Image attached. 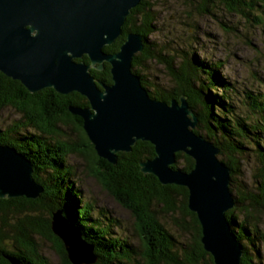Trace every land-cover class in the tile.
<instances>
[{
	"label": "trees",
	"instance_id": "16d2710c",
	"mask_svg": "<svg viewBox=\"0 0 264 264\" xmlns=\"http://www.w3.org/2000/svg\"><path fill=\"white\" fill-rule=\"evenodd\" d=\"M159 1L141 0L127 16L121 36L103 50L106 53L117 52L128 33L142 36L143 50L133 56L132 72L139 77L150 98L169 103L185 97L197 118L195 133H202L205 139L215 143L221 161L230 168L229 188L231 193L234 192L235 207L225 216L242 248L240 264H263L258 247L259 244L264 245V233L259 228L257 214L264 215V96L256 104L252 103L251 113L256 119L239 124L229 104L228 86L225 87L205 63L197 64L182 55L154 53L148 37L155 32L153 7ZM262 1L197 0L203 9L209 4H218L228 14H241L245 20L255 24L264 18ZM76 61L89 64L86 56ZM147 62L163 65L170 77L168 86L161 90H148L150 84L145 74L140 72ZM212 67L218 68L216 64ZM90 73L99 83H111L109 65L106 63L103 70L90 69ZM219 85V96L206 93L209 89L219 88ZM88 105V101L75 92L62 95L47 88L29 93L19 82L0 73V112L12 108L21 115L19 121L0 131V144L13 147L24 155L32 163L35 175L37 171L47 175L41 182L35 177L44 186L37 199H0V264H49L41 252L38 239L50 244L61 264H70L60 240L50 229L51 213L58 209L67 211L83 239L94 246L97 256L95 264H212L211 256L200 243L197 218L187 209V190L174 185L163 186L154 176L140 172L139 163L154 157L153 146L137 141L130 152L116 154L115 164L101 159L83 129L81 118L69 112V107L84 109ZM64 127L73 129V141L61 140V128ZM29 129L35 134L28 133ZM242 143H246L248 148ZM246 149L252 153L258 166L253 173L250 190L242 189L240 183L235 185L234 177L235 174L239 175L237 169L241 167ZM66 154L84 158L90 174L121 208L131 214L140 241L139 248L126 245L118 237L111 238L108 228H100L91 220V205L82 203L76 206L78 200L71 190L62 188L61 181L68 173L62 171V157ZM192 167V159L181 153L176 155L174 169L188 172ZM177 200L182 205L180 209ZM154 205L160 206L166 214L179 210L182 216L189 217L192 226L189 243L177 246L178 242L154 212ZM241 242L246 244L242 245Z\"/></svg>",
	"mask_w": 264,
	"mask_h": 264
},
{
	"label": "water",
	"instance_id": "95a60500",
	"mask_svg": "<svg viewBox=\"0 0 264 264\" xmlns=\"http://www.w3.org/2000/svg\"><path fill=\"white\" fill-rule=\"evenodd\" d=\"M141 0H0V73L29 93L53 89L78 93L89 108L69 107L81 118L98 157L116 163L118 152L148 142L154 157L139 164L143 174L163 185L187 190L188 210L195 214L200 243L212 264H240L242 248L226 212L235 207L230 169L219 150L196 134L197 118L185 97L169 103L150 98L131 70L143 50L142 36L128 33L117 53H106ZM86 56L89 64L76 60ZM109 65L111 83L94 80L90 69ZM101 86L102 89L98 88ZM193 160L189 172L174 169L176 155ZM33 165L10 146L0 145V199L35 200L43 187L32 179ZM50 229L60 240L70 264H95L93 246L79 235L61 210L51 213Z\"/></svg>",
	"mask_w": 264,
	"mask_h": 264
},
{
	"label": "rangeland",
	"instance_id": "374dc122",
	"mask_svg": "<svg viewBox=\"0 0 264 264\" xmlns=\"http://www.w3.org/2000/svg\"><path fill=\"white\" fill-rule=\"evenodd\" d=\"M206 7L203 9V5L199 4L197 0H160L153 7V15L156 17L155 32L148 37L149 43L152 45L154 53L182 55L197 64L205 63L210 72L218 75L225 87L228 86L229 104L233 107L231 110L236 120L239 124L243 122L247 124L256 119L251 113L252 103L256 104L257 100L264 96V18L262 22L255 24L245 20L241 14L234 12L228 14L218 4H209ZM262 10L264 11V7ZM214 64L218 66L217 69L212 67ZM140 72L145 74L150 84L148 90L152 88L161 90L170 84V77L166 74L162 64L147 62ZM97 87L102 89L101 86L97 85ZM220 87L221 85L217 89H209L206 93L219 96ZM86 108H89V105ZM218 116L224 118L219 114ZM20 118L21 115L12 108L2 110L0 112V131L15 124ZM27 132L35 134L31 129ZM24 133L21 132V134ZM61 133V140L65 142L75 139V133L71 128H61ZM201 136H203L202 133ZM208 141L219 150L215 143ZM243 146L248 148L246 143ZM219 155L218 159L221 161ZM243 155L240 162L241 167L237 169L239 175L235 174L234 176L236 178L235 185L240 183L242 189L250 190L253 173L258 166L248 149L244 151ZM62 162V171H68V173L61 181V185L64 190L69 188L77 198L76 206H81L82 203L90 204L92 221L94 220L100 228H108L111 238L118 237L126 245L139 248L140 241L134 230V220L131 214L121 208L97 179L90 174L86 160L76 154H66L62 157ZM144 162L146 161L141 163ZM178 164L180 165L181 162ZM224 165L228 167L225 163ZM36 176L41 182L44 177L47 178V175L41 171H37L35 175L33 167L32 179L36 184L42 186L44 191V186L37 182ZM231 194L234 196V192ZM176 202L180 209L182 207L180 201ZM153 209L164 228L178 242L177 246L189 243L192 226L188 216H182L179 210L166 214L158 205H154ZM61 211L68 222L77 227L67 211ZM257 216L259 228L264 233V215L257 214ZM83 240L85 241V239ZM38 242L41 252L48 259L49 264H61L49 243L41 239H38ZM241 244H246V242H241ZM258 249L264 264V245L259 244Z\"/></svg>",
	"mask_w": 264,
	"mask_h": 264
},
{
	"label": "flooded vegetation",
	"instance_id": "af4514ba",
	"mask_svg": "<svg viewBox=\"0 0 264 264\" xmlns=\"http://www.w3.org/2000/svg\"><path fill=\"white\" fill-rule=\"evenodd\" d=\"M92 69H95V68H92ZM96 70V69H95ZM97 71H99V70H97Z\"/></svg>",
	"mask_w": 264,
	"mask_h": 264
}]
</instances>
